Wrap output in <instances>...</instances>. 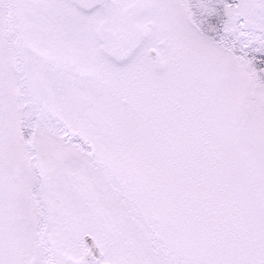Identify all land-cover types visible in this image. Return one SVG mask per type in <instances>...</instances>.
I'll return each mask as SVG.
<instances>
[{"label": "snow or ice", "instance_id": "6c2138e0", "mask_svg": "<svg viewBox=\"0 0 264 264\" xmlns=\"http://www.w3.org/2000/svg\"><path fill=\"white\" fill-rule=\"evenodd\" d=\"M0 264H264V0H0Z\"/></svg>", "mask_w": 264, "mask_h": 264}]
</instances>
